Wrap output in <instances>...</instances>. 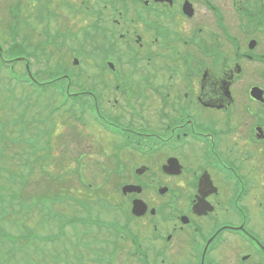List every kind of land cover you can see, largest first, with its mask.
I'll return each mask as SVG.
<instances>
[{"label": "flooded vegetation", "instance_id": "1", "mask_svg": "<svg viewBox=\"0 0 264 264\" xmlns=\"http://www.w3.org/2000/svg\"><path fill=\"white\" fill-rule=\"evenodd\" d=\"M34 1L46 33L98 36L95 56L84 63L102 70L72 108L95 111L92 129L113 134L121 158L133 160L114 171L120 189L140 186L123 194L129 208L120 212L128 221L146 220L157 245L151 257L135 232L130 244L138 264H264V236L252 219L255 207L264 220V196L251 176L264 153H257L264 149V0H56L53 9L51 0ZM23 4L26 12L29 1ZM17 34L5 33L7 50L13 45L17 54L4 61L26 68L28 40L16 44ZM78 47L68 46L50 66L67 67ZM127 69L144 80L153 106L158 99L155 121L144 93L122 83ZM100 83L111 89L107 99L96 93ZM120 100L122 108L110 114ZM134 199L147 206L139 217L130 213ZM107 244L108 255L120 248L119 239Z\"/></svg>", "mask_w": 264, "mask_h": 264}, {"label": "rangeland", "instance_id": "2", "mask_svg": "<svg viewBox=\"0 0 264 264\" xmlns=\"http://www.w3.org/2000/svg\"><path fill=\"white\" fill-rule=\"evenodd\" d=\"M23 1L24 4L29 1L26 12L22 8ZM50 3L47 7H56L53 5L56 0ZM10 4L17 24L16 44L28 40L32 49L28 55L35 76L45 81L63 79L69 84L72 81L67 73L70 72L72 83H75V86L69 85L72 90L79 93L92 89L86 83L95 77L94 72L99 73L102 69L85 67L84 62L95 56L93 52L98 48V36L89 39L77 30L76 34L54 37L46 33L45 28L41 29L36 1L0 0V40L3 49L10 43L4 31L6 21L10 22L11 18ZM47 7L45 12L48 13ZM22 13L25 14L23 19ZM59 41L62 46L58 53ZM78 42V51L81 52L70 53L65 69L50 66L58 61L62 52L67 54L65 49L68 46H75ZM90 42L95 44L91 50ZM49 51L54 54L48 55ZM74 57L78 58L75 66L72 65ZM136 74L127 69L122 83H133L135 92L144 93L140 99H148L145 107L147 117L155 121L158 99L153 106L151 92L148 88H141L144 80L137 78ZM11 87L6 70L0 71V131H3L0 132V264H138L132 256L136 253L130 244L135 232L140 235L142 249L148 248L147 253L153 257L155 253L151 250L157 245L154 247L151 241L146 220L127 223V212H120L119 206L129 205L128 196L120 194L122 181L114 171V174H110L114 163L112 154L115 140L112 136L92 129L90 113L84 115L88 121L86 126H80L81 119L75 115L70 120L68 101L61 109L49 114L50 108L59 106L52 90L47 92L53 94L47 93L37 98L31 89L18 86L11 92ZM96 87V93H102L106 99L109 97L107 94L111 89L103 88L101 83ZM17 103L23 108L19 112L15 109ZM121 108L120 100V105L109 108V113ZM263 151L258 149L257 153ZM41 155L42 159L38 161ZM27 158L31 164L26 161ZM122 160L127 164L133 162L128 155H124ZM254 164L260 170L256 174L251 173L256 183L254 187L260 186L257 195L264 196V153L255 158ZM56 188L62 192H56ZM106 202L111 205H106ZM252 214V219L259 223L260 228L255 226L264 236L261 211L254 207ZM90 220L103 221L100 222L102 228L94 227ZM84 221H88L85 226L81 225ZM114 223L125 227L113 229L111 225ZM117 239L120 248L114 255H108L110 246L107 242Z\"/></svg>", "mask_w": 264, "mask_h": 264}, {"label": "water", "instance_id": "3", "mask_svg": "<svg viewBox=\"0 0 264 264\" xmlns=\"http://www.w3.org/2000/svg\"><path fill=\"white\" fill-rule=\"evenodd\" d=\"M133 212H135V213H137V214L141 213V212H139V211L137 210L136 204H134V206H133Z\"/></svg>", "mask_w": 264, "mask_h": 264}]
</instances>
